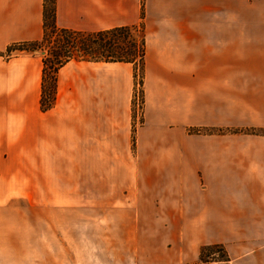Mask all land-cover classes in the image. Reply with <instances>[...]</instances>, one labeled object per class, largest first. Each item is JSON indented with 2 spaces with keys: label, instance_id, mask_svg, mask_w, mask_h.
<instances>
[{
  "label": "crops",
  "instance_id": "crops-1",
  "mask_svg": "<svg viewBox=\"0 0 264 264\" xmlns=\"http://www.w3.org/2000/svg\"><path fill=\"white\" fill-rule=\"evenodd\" d=\"M55 16L81 32L142 23L141 119L128 62L68 61L42 110V54L3 53L41 38L43 0H0V201L6 181L48 197L77 173L105 190L77 195L125 196L133 227L173 229L172 254L132 264H180L211 245L224 263L264 264V134L249 132L264 130V0H55ZM36 211L0 203V264H86L55 235L54 205Z\"/></svg>",
  "mask_w": 264,
  "mask_h": 264
},
{
  "label": "rangeland",
  "instance_id": "rangeland-1",
  "mask_svg": "<svg viewBox=\"0 0 264 264\" xmlns=\"http://www.w3.org/2000/svg\"><path fill=\"white\" fill-rule=\"evenodd\" d=\"M20 52L12 51L11 57ZM47 53V48L45 53ZM135 71V89L132 103L134 125L141 119V68ZM135 119L137 121H135ZM77 173L63 181L55 180L53 196H36L30 180L6 181L11 188L10 195L5 196L6 204H17L23 208V214L29 219L37 215L36 205L48 203L54 205L55 235H69L70 252H85L86 264H132V257L142 258L148 254L162 253L166 256L173 253L172 230L133 227L125 211V196L77 195L79 184L86 187V192H103L101 181L86 178L78 180ZM90 174L86 173V176ZM69 191L70 194H60ZM68 225V227H67ZM157 231H162L161 239ZM170 232V233H169ZM57 237V236H56ZM56 241V240H55ZM202 248V247H201ZM197 258L180 264H200L205 260L224 263L226 257L220 245L204 246ZM59 244V250H60ZM73 260V259H72ZM70 261L72 264L74 261ZM77 263V261H75Z\"/></svg>",
  "mask_w": 264,
  "mask_h": 264
},
{
  "label": "trees",
  "instance_id": "trees-1",
  "mask_svg": "<svg viewBox=\"0 0 264 264\" xmlns=\"http://www.w3.org/2000/svg\"><path fill=\"white\" fill-rule=\"evenodd\" d=\"M141 12V17H142ZM43 33L39 40L9 45L5 53L42 54L40 108L53 106L58 69L70 60L94 62H128L143 71L146 52L142 23L117 26L95 32H81L56 25L55 0H43ZM47 48V53L45 49ZM143 74V72H142ZM142 74L140 85L142 84ZM136 76V73H135ZM264 134V130H249ZM204 247L201 248L203 250Z\"/></svg>",
  "mask_w": 264,
  "mask_h": 264
},
{
  "label": "built area",
  "instance_id": "built-area-1",
  "mask_svg": "<svg viewBox=\"0 0 264 264\" xmlns=\"http://www.w3.org/2000/svg\"><path fill=\"white\" fill-rule=\"evenodd\" d=\"M200 264H218V262L211 261V260H205V261L200 262Z\"/></svg>",
  "mask_w": 264,
  "mask_h": 264
}]
</instances>
